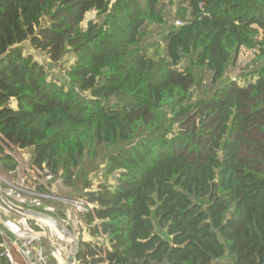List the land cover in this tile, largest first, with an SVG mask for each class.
<instances>
[{
  "label": "trees",
  "instance_id": "obj_1",
  "mask_svg": "<svg viewBox=\"0 0 264 264\" xmlns=\"http://www.w3.org/2000/svg\"><path fill=\"white\" fill-rule=\"evenodd\" d=\"M173 1L182 24L146 44L164 0H0V171L18 177L12 152L30 149L29 169L79 191L125 264H264V65L207 92L241 47L264 60V0ZM27 42L73 56L61 80ZM77 240V264L106 261Z\"/></svg>",
  "mask_w": 264,
  "mask_h": 264
},
{
  "label": "rangeland",
  "instance_id": "obj_2",
  "mask_svg": "<svg viewBox=\"0 0 264 264\" xmlns=\"http://www.w3.org/2000/svg\"><path fill=\"white\" fill-rule=\"evenodd\" d=\"M175 9H176L175 1L164 0V13L167 18V23L165 24V26H161V27H156V26L149 27L150 32L146 36L145 39L146 44L158 41L161 38L162 33L167 31L166 25H171L173 22L175 23V21L177 20V18L173 19L175 17ZM95 17H96L95 11H89L86 14L83 25L86 26L88 20L94 19ZM24 47H25L24 48L25 53L32 54L35 60H37L42 66H44L45 71L48 72L50 74V77H52L53 79L61 80L62 77H64L65 70L71 65V63L74 60L73 56L69 55L65 57L63 61L59 63H54L48 57L47 53L34 48L29 42L25 43ZM255 56H256L255 50L248 49L246 47H241L236 58L231 63L227 74L216 85H211L210 88L207 89V92L210 93L213 88H218L224 85L229 78L231 79L237 78L242 81V77L240 75L251 74L257 68L263 66L264 60L257 62L253 61ZM187 64H189V60L185 58L179 64V68L183 69ZM106 72H108V70H105V73ZM203 73H204V80H203L204 85H206V83L210 85L209 72L203 70ZM102 80L103 79L101 78L100 82H102ZM200 94H201L200 88H195L193 98L198 97ZM111 102H116V99L113 97L111 99ZM12 154L20 161V168H21V170L19 171L20 176L16 177L12 174L3 172L2 170L0 171V175L5 177L8 181L11 182L12 181L15 182L14 179L20 180L21 185L26 186L30 190L31 189L34 190L36 186V181L38 180H36L35 178L36 177L35 173L34 174L31 173L28 167L31 150L30 149L20 150V148H15ZM39 182H41V184L43 185L40 191L44 193L45 197H36L35 195L31 196L27 202L28 206L24 207V209L38 211L42 213H47V212H53L57 214L63 213V215L59 214L57 216L56 215L53 216L58 218L65 227H67L69 230H71L74 233L75 239L74 237H71L69 235L68 236L64 235L65 238L63 239V241L58 240V238L54 234V231L51 229L52 228L51 224L40 217H30L26 215L28 220H24L23 219L24 215L17 216L11 214L10 212H5L6 213L5 219H11L20 228L24 226L32 228L34 233L41 235L43 253H45L46 256V264H68L67 257L74 249H77L78 246L77 239L79 238V236L82 237V239L89 241V244L86 246L87 249L86 252L87 254L85 255L86 257L104 255L106 261L101 264H115V263L125 264V257L122 255H118L117 254L118 250L115 249L113 246L109 244H105V245L102 244V237L94 235L93 231H91L90 228L83 222L80 216L81 214L80 211L83 210L85 211L86 205L83 200L75 199L79 191L63 188L61 186L60 181L58 180L55 181L52 184V186L49 188H47L44 185L47 184L44 178L39 180ZM95 183L97 184V182ZM96 184L94 187H96ZM20 206L23 208L22 205ZM40 208L47 212L38 210ZM18 221H20V224ZM26 231L27 233H24L23 236L24 238H28L33 235V233L30 232L29 230ZM58 231L60 230L58 229ZM31 249L34 250V254L31 257H34L35 249L34 248ZM18 261L20 262L19 264H26V260L22 258L21 254L18 258ZM220 263L232 264L231 259L228 256L222 258L220 260Z\"/></svg>",
  "mask_w": 264,
  "mask_h": 264
},
{
  "label": "built area",
  "instance_id": "obj_3",
  "mask_svg": "<svg viewBox=\"0 0 264 264\" xmlns=\"http://www.w3.org/2000/svg\"><path fill=\"white\" fill-rule=\"evenodd\" d=\"M175 23L177 25H181L182 21L180 19H177ZM30 172L34 174V171L30 170ZM35 178L37 180H41L37 177ZM0 191L18 206H20L18 201L28 202L31 196L35 195L36 197H45L44 193L35 192L33 189L30 190L25 186L10 182L1 175ZM5 212L9 211H7V209L0 203V229L1 233L4 236L2 245L5 247L3 254H5L9 258L10 264L20 263L17 260L16 256L14 257L13 254V249L16 250V248V252L18 251V257L21 254L22 258L26 260V264H46V256L45 253H43L41 235L34 233L33 229L28 227L26 230L32 232L33 235L28 238H24V229H20L19 231L12 230L8 224V221L5 219ZM31 248L35 249L34 260H32L31 256H29L32 250Z\"/></svg>",
  "mask_w": 264,
  "mask_h": 264
},
{
  "label": "water",
  "instance_id": "obj_4",
  "mask_svg": "<svg viewBox=\"0 0 264 264\" xmlns=\"http://www.w3.org/2000/svg\"><path fill=\"white\" fill-rule=\"evenodd\" d=\"M0 203L7 209V211H9L11 214L13 215H17V216H23V215H28L30 217H39V216H45L47 217L53 224L56 225V227L63 232V234L65 236H71L74 237L75 239V235L74 233L69 230L67 227H65L63 225V223L56 217H54L53 215L47 214V213H42V212H38V211H33V210H26L24 209V207H20L18 206L16 203L12 202L9 198H7L1 191H0ZM55 236L58 238V240L63 241V239L59 238L57 233H55ZM77 239V238H76ZM76 250L74 249L67 257V262L68 264H76ZM29 256H31L29 254ZM32 260H34V257H31Z\"/></svg>",
  "mask_w": 264,
  "mask_h": 264
},
{
  "label": "bare ground",
  "instance_id": "obj_5",
  "mask_svg": "<svg viewBox=\"0 0 264 264\" xmlns=\"http://www.w3.org/2000/svg\"><path fill=\"white\" fill-rule=\"evenodd\" d=\"M39 217L42 218V219H44V220H46L47 222H49V223L51 224V226H52V230H53L55 233H57V235H58L59 238H61V239H64V238H65L64 234L61 233L60 231H58V228L56 227V225L53 224V223H52L47 217H45V216H39ZM23 219H24V220H28L27 217H26V215L23 216ZM62 235H63L64 237H62ZM60 245H61V244H60ZM60 251H61V250H60Z\"/></svg>",
  "mask_w": 264,
  "mask_h": 264
},
{
  "label": "crops",
  "instance_id": "obj_6",
  "mask_svg": "<svg viewBox=\"0 0 264 264\" xmlns=\"http://www.w3.org/2000/svg\"><path fill=\"white\" fill-rule=\"evenodd\" d=\"M20 150H23V149H20ZM20 170H21V168H19V171H20ZM19 171H18V176H20V175H19ZM29 171H30V169H29ZM13 177H14V176H13ZM14 181H15V182H13V181H12V182L15 183V184H19V185H21L20 180H16V179H14ZM10 182H11V181H10ZM22 186H24V185H22ZM25 187H26V186H25ZM6 220L8 221V224H9V226L11 227V225H10V222H11V221H10V219H6ZM18 222H19V224H20V221H18ZM27 228H28V227H25V226H24V227H22V228L19 227L18 230H15V229H13V228L11 227V229H12V230H15V231H19L20 229H22V230L24 229V231H25L24 233H27V231H26ZM51 229H52V228H51ZM62 237H64V236L62 235Z\"/></svg>",
  "mask_w": 264,
  "mask_h": 264
}]
</instances>
